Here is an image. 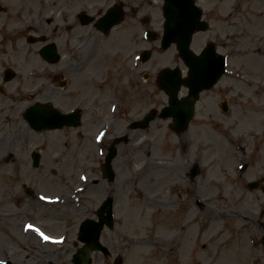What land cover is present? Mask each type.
<instances>
[{"label":"rangeland","instance_id":"rangeland-1","mask_svg":"<svg viewBox=\"0 0 264 264\" xmlns=\"http://www.w3.org/2000/svg\"><path fill=\"white\" fill-rule=\"evenodd\" d=\"M152 2L149 9L158 12L155 5L162 0ZM200 3L205 13L215 12L218 5L216 0ZM223 9L224 15L233 13L228 18L233 25L221 29L214 13L210 28L194 35L192 47L198 52L210 40L218 43L222 31L232 30L236 43L218 47L230 55L228 72L218 85L201 93L188 129L174 131L170 118L158 117L149 128L135 131L142 137L132 139L136 146L120 144L113 181L102 176V146L95 138L106 124L105 113L85 115L95 116L93 126L75 130L36 131L24 118L29 105L46 98L64 111L76 105L70 88L61 89L71 93L65 97L44 96L55 86L52 77L73 79L69 56L58 67L42 61L37 51L16 53L11 64L18 76L4 83L5 92L0 93V259L8 250L13 264H73L80 223L96 217L97 208L110 196L116 224L105 228L102 241L114 255H122L123 264H264V191L247 187V182L264 175V0H227ZM157 18L153 24L161 23ZM124 32L125 48L119 51L125 59V75L105 78L107 69L116 71L118 51L111 39L102 44L101 58L94 59L96 83L91 84L100 106L115 100V93L124 94L117 121L140 118L150 107L166 105L167 94L155 81L159 69L185 68L176 47L163 51L141 31L136 37L127 29ZM153 45L157 51L141 63L136 71L141 75L133 81L128 72L135 71L138 49ZM48 70L49 77L44 75ZM222 99L237 106L223 114ZM114 116L110 111L105 118ZM120 128L119 122L113 125L111 134H118ZM35 151L42 157L37 168L31 157ZM194 163L201 167L190 178L187 170ZM246 163L250 167L241 173L240 166ZM13 207L37 210L32 217L38 218L36 226L48 239L43 242L31 230L26 244L33 245L30 253L35 256L38 247L39 257L25 260L15 241L6 237L12 221L26 219L14 209L12 215ZM53 238L62 242L48 241ZM93 256V264H114V256L108 259L99 252Z\"/></svg>","mask_w":264,"mask_h":264},{"label":"flooded vegetation","instance_id":"flooded-vegetation-1","mask_svg":"<svg viewBox=\"0 0 264 264\" xmlns=\"http://www.w3.org/2000/svg\"><path fill=\"white\" fill-rule=\"evenodd\" d=\"M226 1L217 0L218 5L215 11L221 29L225 25H233L232 21L228 20L229 17L224 15L226 11L223 9V3ZM150 4H152L151 0H0V80L3 83L9 82L7 79L9 76L7 69L12 66L13 58L20 51H38L39 56L44 62L58 65V67H62V62L69 56L73 62V69L70 72L73 79L71 81L60 82L58 76H55L52 82L55 86L49 94L45 92L44 96L49 95L48 97H50L51 93L55 97L70 95V92L61 91L62 84L65 86L63 88L73 89L71 102L76 104V108L81 109V125L92 127L91 123L94 122L95 116L85 118L86 113L95 112L97 114L105 113V115H109L111 106L110 101L102 102L103 106H100V98L98 97L95 100L93 95L91 84L96 83L94 77L96 73L94 72L93 65L96 61L94 59L98 60L101 58L102 44L106 42L108 44V41L114 39V49L118 51L115 56L114 68L116 71L114 73V71L111 72V70L107 69L106 73H108L105 74V78H109L113 74H115L112 76L113 78L122 77L119 76L120 74L125 75V59L121 57L119 51L125 48L126 36L124 30L127 29L130 35L136 37L140 31L142 34V22L145 21L149 25L145 28L146 31L151 30L154 35H158V32L152 28L155 25L153 22L156 21L157 14L155 11L148 9ZM144 7L147 9V16L143 18L141 11ZM108 10L113 11L111 19L107 20L108 23L115 19L118 13H122L123 16L119 24L114 25L108 32H105L104 28H101L100 22ZM213 14L214 11L210 10L209 13H205V17L210 20ZM228 14L232 16L233 13L229 11ZM127 23L129 24L126 25ZM158 26L159 24L157 23V30L163 29V23ZM223 34L222 31L219 35V46L223 48L229 45V41L233 44V36L231 34L223 36ZM134 42L141 44V40H137V38H135ZM48 49L55 50L58 57L57 61L51 62L48 60L49 58L45 54ZM106 57H103V60L106 61L109 58L108 53ZM137 68L134 67V78L141 75V73L136 75ZM16 77L17 73L14 79ZM3 89L0 86L1 94H4ZM90 91H92V94ZM123 95V93L118 95L115 93L113 99H117L120 102ZM225 104L227 110H224L222 103H219V106L224 111H232L237 106V104L228 101ZM117 119L115 117L113 122ZM124 121L123 119L121 121L119 119V121L112 122V124L115 126L119 122L121 127ZM129 125L130 123L126 125V128L129 129ZM124 135L126 137H123ZM124 135L122 137L127 143L132 142L133 140L130 138L136 137L137 133ZM115 138L111 139L109 137L106 143L109 144ZM19 209L24 210L26 207H19ZM10 225V239L15 241L18 251L29 258L31 256V247L29 244H26L28 234L24 233L20 228V221L17 223H13L12 221ZM16 240L19 242V245Z\"/></svg>","mask_w":264,"mask_h":264},{"label":"water","instance_id":"water-1","mask_svg":"<svg viewBox=\"0 0 264 264\" xmlns=\"http://www.w3.org/2000/svg\"><path fill=\"white\" fill-rule=\"evenodd\" d=\"M175 11L176 27H171L170 19L167 20L166 30L163 36V47L167 48L170 43L176 41L179 46L180 53L183 59L190 66V78L184 82L192 88V96L189 99L178 98V90L181 83L180 74L176 70L164 69L161 73V83L167 92H170L172 107H166L163 110L162 116L172 115L176 127L185 129L188 126L189 120L193 115L194 101L199 91L212 87L220 78L225 70V60L222 55H216L215 49L210 45L202 55H197L190 48L193 32L197 29L206 28V23L201 21V9L195 4V0H166V11ZM214 68V71H212ZM175 85L170 89L169 85ZM149 114L146 122H149L153 117ZM26 117L35 129L60 127L64 124H73L77 114L60 113L56 109L45 108L41 103L37 102L32 105L26 112ZM112 153L107 161L106 175L113 179L115 174L110 168ZM35 163L38 164V156L35 158ZM252 186H256L253 183ZM99 220L86 219L80 227L79 239L85 242L82 248L74 255L75 264H91L92 257L90 252L94 249L102 250L106 255L110 253L109 248L100 241L105 223L113 225V207L112 198L107 199L98 210Z\"/></svg>","mask_w":264,"mask_h":264},{"label":"snow or ice","instance_id":"snow-or-ice-1","mask_svg":"<svg viewBox=\"0 0 264 264\" xmlns=\"http://www.w3.org/2000/svg\"><path fill=\"white\" fill-rule=\"evenodd\" d=\"M45 239H48V237H44Z\"/></svg>","mask_w":264,"mask_h":264},{"label":"bare ground","instance_id":"bare-ground-1","mask_svg":"<svg viewBox=\"0 0 264 264\" xmlns=\"http://www.w3.org/2000/svg\"><path fill=\"white\" fill-rule=\"evenodd\" d=\"M60 133V132H59Z\"/></svg>","mask_w":264,"mask_h":264}]
</instances>
